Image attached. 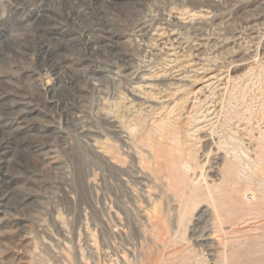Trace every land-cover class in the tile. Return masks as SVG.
I'll list each match as a JSON object with an SVG mask.
<instances>
[{"label":"rangeland","instance_id":"obj_1","mask_svg":"<svg viewBox=\"0 0 264 264\" xmlns=\"http://www.w3.org/2000/svg\"><path fill=\"white\" fill-rule=\"evenodd\" d=\"M22 1L0 264H264V0Z\"/></svg>","mask_w":264,"mask_h":264},{"label":"bare ground","instance_id":"obj_2","mask_svg":"<svg viewBox=\"0 0 264 264\" xmlns=\"http://www.w3.org/2000/svg\"><path fill=\"white\" fill-rule=\"evenodd\" d=\"M21 2L23 3L22 0H21ZM47 7L48 6H46V7L40 6L38 8V12H37L38 14L31 18L33 20V22L36 21L35 19L39 18L43 13L46 12V10H47L46 8ZM1 97H3V96L0 95V114H7V113H9V110L8 109L4 110V107H3L4 98H1ZM0 136H1V134H0ZM5 141H6V139H5ZM11 141L9 139L7 142H3V137L0 139V155H2V153H4L3 152V150H4L3 148H5V150H6V148H9V147L11 148L12 147V145H9V144H11L10 143ZM9 165L10 164H9L7 158H4V157L0 156V173H1L0 174V210H2V208L5 206V204L7 202V192L4 189V185L7 183V179L5 177V175H6L5 171H7L6 169L9 168Z\"/></svg>","mask_w":264,"mask_h":264}]
</instances>
